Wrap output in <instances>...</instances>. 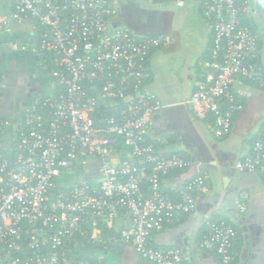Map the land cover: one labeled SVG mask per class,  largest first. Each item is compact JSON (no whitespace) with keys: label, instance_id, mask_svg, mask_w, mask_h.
<instances>
[{"label":"built area","instance_id":"1","mask_svg":"<svg viewBox=\"0 0 264 264\" xmlns=\"http://www.w3.org/2000/svg\"><path fill=\"white\" fill-rule=\"evenodd\" d=\"M148 1L202 6L212 43L189 105L196 117L212 119L216 137L226 136L242 109L233 85L264 87L258 35L242 23L255 0ZM113 13V0H14L0 14L1 35L24 18L34 21L37 50L47 55L55 82L54 92L26 109L22 120L0 114V264H107L67 254L79 244L106 250L101 227L122 213L129 226L120 236L140 264H191L179 248L150 245L153 233L193 212L196 197L208 190L197 170L170 193L164 178L190 162L149 138L160 101L146 88V62L168 39L112 26ZM3 88L0 77V94ZM103 101L116 110L95 122ZM90 161L98 164L97 178L88 175ZM233 167L264 178V124ZM74 172L79 179L63 185L61 177ZM237 237L231 224L209 218L200 245L214 251L219 264H233Z\"/></svg>","mask_w":264,"mask_h":264},{"label":"crops","instance_id":"2","mask_svg":"<svg viewBox=\"0 0 264 264\" xmlns=\"http://www.w3.org/2000/svg\"><path fill=\"white\" fill-rule=\"evenodd\" d=\"M13 2L0 0V14L9 10ZM113 6L112 26L126 28L137 36L163 35L168 39L151 52L146 62L150 74L146 88L160 101L152 117L149 138L163 140L161 151L178 153L190 165L166 176L164 187L178 189L197 170L206 176L208 187L207 192L196 197L193 212L153 233L150 242L157 247L180 249L181 245L189 252L193 242L197 264H219L218 255L200 245L201 230L211 216H218L237 230L235 264H264V178L258 172H238L233 167L249 151L263 127L264 87L250 81L233 85L242 109L234 115L229 134L216 137L212 119L196 117L189 105L190 95L206 70L209 58L205 52L212 36L209 23L198 12L199 5L188 2L177 7L169 2L113 0ZM243 18L255 25L259 61L264 69L263 1L255 0ZM195 28L197 35L192 31ZM38 38L39 30L30 18L0 34V77L4 83L0 114L14 121L22 120L26 109L55 90L54 80L43 69ZM89 167L92 169L88 175L97 178V162L90 161ZM79 176L78 172L64 174L61 183L67 185L66 179L74 182ZM128 226L127 214H120L106 225V250L79 244L77 254L107 264H140L133 246L120 236V231Z\"/></svg>","mask_w":264,"mask_h":264},{"label":"trees","instance_id":"3","mask_svg":"<svg viewBox=\"0 0 264 264\" xmlns=\"http://www.w3.org/2000/svg\"><path fill=\"white\" fill-rule=\"evenodd\" d=\"M263 3H264V1H263ZM197 9H198V12L200 14H202V6L199 5ZM242 23L248 24L250 26V29L255 32V25H254V23L247 22V20L245 18L242 19ZM211 43H212V36H211V39H210L209 44H208V46H209L208 47V50H206V52H205L206 58H210V47H211ZM258 52H259V42H258ZM41 56H42V61H43V64H44V68H43L44 69V72H47L48 69L50 68L49 67L50 66L49 60H48L46 54H42ZM256 60L258 62H260L259 61V53H258V57L256 58ZM1 95H2V93L0 94V96ZM108 102L109 101H103L100 104H98V106L96 107L95 111L93 112V118H94L95 122H97L98 119L104 118L106 116H109L110 114H112V113L115 112L116 107H114L112 105H109ZM169 192L172 193V194H174V192L171 191V190H169ZM183 215H185V214H183ZM210 219L217 220V221H222V222H225V223H229V222L223 220L222 218H220L218 216H211ZM229 224H231V223H229ZM231 225L235 228V226L233 224H231ZM205 227H206V224H205L203 230H201V234L204 231ZM106 230H107L106 225L101 227V231H102L103 236H105ZM201 234H200V236H201ZM150 245L151 246H154V247H157V246L153 245L151 242H150ZM67 255L73 256L76 260L87 259L85 257L79 256L77 254V251L75 250V248H71ZM218 261H219V257H218ZM235 262L236 261H235V258H234L233 264H235Z\"/></svg>","mask_w":264,"mask_h":264},{"label":"water","instance_id":"4","mask_svg":"<svg viewBox=\"0 0 264 264\" xmlns=\"http://www.w3.org/2000/svg\"><path fill=\"white\" fill-rule=\"evenodd\" d=\"M180 247L181 255L184 259H187L188 261H192V263L197 264L195 259V251H194V243L191 242L190 247L192 250L189 252V250L186 247H183L181 245H178Z\"/></svg>","mask_w":264,"mask_h":264},{"label":"rangeland","instance_id":"5","mask_svg":"<svg viewBox=\"0 0 264 264\" xmlns=\"http://www.w3.org/2000/svg\"><path fill=\"white\" fill-rule=\"evenodd\" d=\"M197 23H199V21L197 22ZM193 31V33L195 34V35H197L198 33H197V28H195V29H193L192 30ZM194 46L196 47V45L194 44ZM63 182V181H62ZM71 182H73L72 180H65V184H70Z\"/></svg>","mask_w":264,"mask_h":264}]
</instances>
